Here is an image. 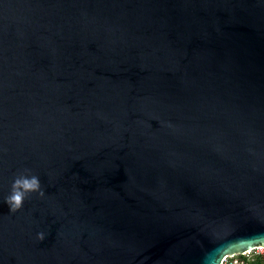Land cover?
Masks as SVG:
<instances>
[{
    "label": "water",
    "instance_id": "obj_1",
    "mask_svg": "<svg viewBox=\"0 0 264 264\" xmlns=\"http://www.w3.org/2000/svg\"><path fill=\"white\" fill-rule=\"evenodd\" d=\"M21 173L44 195L10 212ZM253 234L264 0H0V264H211Z\"/></svg>",
    "mask_w": 264,
    "mask_h": 264
},
{
    "label": "clouds",
    "instance_id": "obj_2",
    "mask_svg": "<svg viewBox=\"0 0 264 264\" xmlns=\"http://www.w3.org/2000/svg\"><path fill=\"white\" fill-rule=\"evenodd\" d=\"M31 192H36L40 196L44 195L39 178L35 175L26 176L21 173L12 183L11 194L5 198V203L8 204L10 212H16L22 208L25 198ZM44 238L43 232L37 233L38 240ZM256 249H264V235L253 234L247 238L236 237L217 247L216 255L212 258L211 264H224V257L226 256L240 255Z\"/></svg>",
    "mask_w": 264,
    "mask_h": 264
},
{
    "label": "built area",
    "instance_id": "obj_3",
    "mask_svg": "<svg viewBox=\"0 0 264 264\" xmlns=\"http://www.w3.org/2000/svg\"><path fill=\"white\" fill-rule=\"evenodd\" d=\"M262 255L264 256V249H256V250H250L247 253L240 254L244 257H249L250 255ZM224 264H243V261L241 258L238 257V255H232V256H226L224 257Z\"/></svg>",
    "mask_w": 264,
    "mask_h": 264
},
{
    "label": "trees",
    "instance_id": "obj_4",
    "mask_svg": "<svg viewBox=\"0 0 264 264\" xmlns=\"http://www.w3.org/2000/svg\"><path fill=\"white\" fill-rule=\"evenodd\" d=\"M238 257L242 259L243 264H264V256L262 255L254 254L249 257L238 255Z\"/></svg>",
    "mask_w": 264,
    "mask_h": 264
}]
</instances>
